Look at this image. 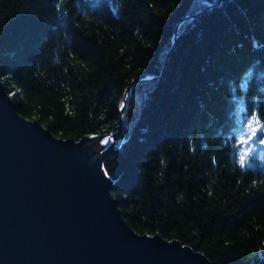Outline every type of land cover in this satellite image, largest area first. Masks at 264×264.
<instances>
[{
    "label": "trees",
    "instance_id": "1",
    "mask_svg": "<svg viewBox=\"0 0 264 264\" xmlns=\"http://www.w3.org/2000/svg\"><path fill=\"white\" fill-rule=\"evenodd\" d=\"M0 36L20 115L111 132L101 167L135 232L264 264V133L240 144L264 126V0H0Z\"/></svg>",
    "mask_w": 264,
    "mask_h": 264
},
{
    "label": "water",
    "instance_id": "2",
    "mask_svg": "<svg viewBox=\"0 0 264 264\" xmlns=\"http://www.w3.org/2000/svg\"><path fill=\"white\" fill-rule=\"evenodd\" d=\"M110 136H55L17 112L0 79V264H212L129 226L94 147Z\"/></svg>",
    "mask_w": 264,
    "mask_h": 264
},
{
    "label": "snow or ice",
    "instance_id": "3",
    "mask_svg": "<svg viewBox=\"0 0 264 264\" xmlns=\"http://www.w3.org/2000/svg\"><path fill=\"white\" fill-rule=\"evenodd\" d=\"M241 89L243 90L246 87V83L245 81H241ZM121 107H123V105H121ZM243 107V105L241 104V108ZM247 125V136L246 138L244 136L240 137V144L244 145V144H248L250 141H252L255 137H257L258 134L264 133V126L260 125L259 120L255 117V115H253L251 120H247L246 122ZM109 142V138H105L101 141V144H107ZM260 144H264V139H260L259 140ZM248 153L244 152L242 155H240L239 157V164L240 167L243 168L245 166L246 163V157H247ZM105 175H107V172H105Z\"/></svg>",
    "mask_w": 264,
    "mask_h": 264
},
{
    "label": "rangeland",
    "instance_id": "4",
    "mask_svg": "<svg viewBox=\"0 0 264 264\" xmlns=\"http://www.w3.org/2000/svg\"><path fill=\"white\" fill-rule=\"evenodd\" d=\"M102 140H103V139H102ZM102 140H101V139H99V141H98V143H99V145H100V147H101V148H103V147H104V145H105V144H103V145L101 144V141H102Z\"/></svg>",
    "mask_w": 264,
    "mask_h": 264
}]
</instances>
